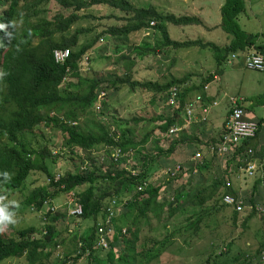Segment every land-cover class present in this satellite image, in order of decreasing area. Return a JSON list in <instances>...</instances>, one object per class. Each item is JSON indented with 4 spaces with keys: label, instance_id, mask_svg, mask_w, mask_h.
<instances>
[{
    "label": "trees",
    "instance_id": "1",
    "mask_svg": "<svg viewBox=\"0 0 264 264\" xmlns=\"http://www.w3.org/2000/svg\"><path fill=\"white\" fill-rule=\"evenodd\" d=\"M52 1L61 10L49 18L47 8ZM99 4L116 8L123 13L121 20L125 24L114 25L104 31V35L114 36L119 42H128L129 35L148 28L150 21L156 20V28L163 34L164 46L179 48L204 45L200 41L171 40L162 24L199 25L202 24L199 17L177 16L171 12L159 11L153 5L136 6L128 0H0V135L7 141L6 144H0V173L9 174L8 179L0 175V197L4 198V189L20 188L30 173L36 170L43 173L48 185L35 187L21 201L27 209L42 215L39 231L36 227L29 226L16 230V235L11 237L4 234L0 227V264H45L43 260L49 256L47 248L58 244L59 232L53 223L62 218V214L50 211V206L53 205L51 198L56 192L70 195V207H81V215L70 216L92 222L88 232L76 238V254L73 257V261L86 257L89 264L91 261L94 264H149L159 258L175 238H183L185 243L186 237H191L198 229L208 226L205 219L226 208H231L232 225L240 221L244 226L255 215L264 220V214L257 210V207L264 208L260 205L261 197L253 191L256 185L264 183V145L256 148L258 136L264 129V118L254 119L248 115L243 102L241 106L247 113V118L257 121L258 130L253 138L245 139L239 145L229 146L228 151L222 154L225 165L223 171L217 167L211 170L213 161L209 159L199 165L193 162L195 165H188V169L181 161L176 162L178 169L166 174L163 173L165 168H160L162 161L173 159L175 162L178 157L186 156L183 150L188 151V144L196 145L197 150L201 151L206 146L216 148L220 145L223 124L219 137H207L208 141L200 139L196 131L186 132L187 129L167 135L169 128L182 123L179 112L183 103L192 94L202 90V86L208 79H212V75L200 80L197 85L181 90L180 107L173 110L166 107L164 113L153 116L150 120L156 124L138 140L128 132L108 131L105 127L106 120L100 121L94 116L95 113H101L106 94L100 108L94 111L92 105L99 92L104 90L98 87V80L80 73V61L98 43L97 38L93 37L89 42L79 44L80 33L90 29H75L69 36L64 33L87 16L89 7ZM218 11V27L228 36L229 42L222 47L208 43L207 46L214 52L216 68L221 71L227 56L232 53L252 51L264 59V43L254 40L257 34L248 32L239 22V17L247 11L246 0H222ZM56 48L69 49V57L65 63L58 64L54 61L53 51ZM134 60L133 56L126 59V78L114 79L111 84L124 85L130 90L140 87L153 91L158 94L154 101L160 98L164 104L168 89H180L179 86H182L184 79L166 83L131 80L127 73ZM66 79L69 83L65 86L63 82ZM72 85L74 89H71ZM255 103L264 107V92L252 99V104ZM80 119H83L84 124L79 123ZM47 128L60 133L61 143L58 146L60 148L56 149L57 154L75 160L73 169L57 172L60 176L56 181L53 178L54 172H50L47 164V160L52 163L56 159V156L50 159L54 149L45 142ZM27 134L33 135L32 145L24 139ZM35 137L38 147H33ZM98 146L103 152L101 158L90 151ZM247 147L252 148L250 155L246 153ZM116 148L120 150V154L117 159H113L107 152ZM82 150L87 153L80 154ZM194 153L200 154L199 151L191 152ZM35 155L40 157L39 161L34 160ZM255 159L259 161L252 175L248 176L237 170L248 160ZM85 161L88 164L82 168ZM234 162L235 177L254 178L253 192L245 202L233 186L230 175H227L230 174L227 167ZM198 169L200 172L205 170L212 173L205 179ZM157 172L164 177L155 184L150 178ZM140 185L143 187L138 190ZM49 188L54 191L50 192ZM226 195L233 197L235 204L225 203L223 197ZM111 200L120 204L124 200L125 203L118 210L120 223L116 224V217L112 220L114 232L107 238V248H101L96 245L97 227L109 211ZM4 202L8 201L5 198L0 201ZM14 203L16 202L9 204L11 211ZM236 203L240 204V211L235 209ZM178 213H183L184 218L173 229L166 231L162 238L156 239L144 233L150 230L152 221L165 222L168 228L169 221ZM238 213L246 216L238 219ZM6 227L12 228L11 224ZM122 230L125 232L122 233ZM231 245L230 241L223 247L226 253L231 250ZM248 253L237 250L226 263L238 264L240 260L244 264H264V240L252 256ZM221 254L222 251L219 255ZM213 256V260L206 259V263L216 264L218 256ZM70 259L71 257L64 258L59 264H70Z\"/></svg>",
    "mask_w": 264,
    "mask_h": 264
},
{
    "label": "rangeland",
    "instance_id": "2",
    "mask_svg": "<svg viewBox=\"0 0 264 264\" xmlns=\"http://www.w3.org/2000/svg\"><path fill=\"white\" fill-rule=\"evenodd\" d=\"M86 1L88 2L89 0ZM128 1L136 6L153 5L159 11L171 12L177 16L192 15L199 17L202 21V24L199 25L176 26L171 23L162 24L166 28V32L171 40L179 42L200 41L204 45L195 44L179 48L164 46L163 34L160 29L156 28L158 23L156 20H154L155 24L153 26L149 25L148 28L146 27L140 32L132 33L129 35L128 42L122 43L116 40L114 36L109 37L104 35V31L111 26L125 24V21L121 20L123 13L116 8L100 4L89 7L86 12L87 16L74 23L64 35L69 36L75 29H90L89 31L80 33L79 44L87 43L93 37L97 38L98 43L89 52V64L86 68L83 67L80 69V73L85 77L98 80V87H101L105 91V105H103L101 113H95L94 116L100 121L106 120L105 127L108 131L120 130L125 133L128 132L129 135H132L133 138L138 140L156 124L151 122L152 120L150 119L167 110V106L160 98L154 101L158 94H155L153 91L141 89L140 87L130 90L129 87L124 85L111 84L114 79L126 78V72H124L125 63H127L126 59L131 56L135 60L127 73V77L139 82L151 81L158 83H166L170 80L182 81L184 79L181 84L182 86H179L180 89L178 88L179 92L186 87L194 84L197 85L200 80L205 79L214 72L212 80L208 79V81H213V87H220V96L214 99L219 104L214 108H210L206 120L195 122L193 125L185 128L188 133L191 130L196 131L197 134L199 133L198 137L204 139V141H208L207 137H219L222 131V122H224L225 113L227 114L226 109L229 107L228 96L241 99L244 108L248 110V115H264V107L262 105L258 103L252 104V99L264 92V71L247 69L243 64L244 59L241 56L229 61L231 55L229 54L226 65H223L222 71L218 74L219 69L215 65L214 52L207 46L208 43L220 44L219 42L221 40L223 44L229 42V39L227 41L225 39L228 36L218 27V10L222 0ZM246 2L248 10L239 17L240 25L248 32L257 34L254 40L264 43V0H246ZM60 10L61 8L52 1L47 8V16L52 18ZM232 61H234L233 64H231ZM68 83L67 79L63 82L65 86ZM207 84L210 89L209 83ZM216 89H214V92L217 93L218 90ZM179 116L182 118V111L179 112ZM136 119H140V121H136ZM79 123L84 124L83 119H80ZM45 131V142H48L49 146L54 149L50 159L56 156L55 161L52 163H50V160H47L50 172L60 171L63 173L66 170L73 169V162L75 160L72 161L66 155H63V157L59 156L56 152V149L60 148L58 146L61 143L59 131H51L49 128ZM32 136V134H27L24 137L26 142H30L31 145ZM35 140L36 142L33 143V147H38L37 137H35ZM6 143L7 141L4 136L0 135V144ZM257 144L258 146L256 148L264 145V129L258 136ZM90 151L92 152L91 154L100 156V158L102 157L103 152L99 149V146L95 150ZM195 151L200 152L199 158L195 159V153L191 154V152ZM183 152H185L186 156L183 158L178 157L175 162L173 159L162 161L160 168L163 167L166 170L173 171L176 168V162L181 161L184 167L188 169V165H195V163L199 165L201 162L209 159L213 161L211 170H214L216 167L221 171L225 169L223 168L225 167L223 156H213L211 154V147L209 148V146H206L205 150L203 148L201 151L199 149L197 150L196 145L188 144V151L184 149ZM86 153V151L82 150L80 154L85 155ZM107 153L110 154L111 151ZM65 154H67V151ZM33 158L35 161L40 160L38 155H35ZM258 161V159L254 160L256 165ZM85 164H88V161ZM235 164L234 162L229 168L227 167V171L230 173L227 175H230V179L234 183L233 186L238 190L239 196L245 202L251 196L254 178L247 179L238 175L235 177L233 173L235 171ZM243 167L240 166L237 170L241 173ZM211 173L205 170L200 172L205 179ZM163 177V174L160 175L157 172L151 176L150 180L157 184ZM45 179L46 177L43 173L36 170L30 173L20 188L3 190L4 198L10 202L9 204L16 202L13 207L16 222L11 224L12 228L2 227L1 230L4 234L12 237L16 235V230L29 226L36 227L37 231L40 230L38 226L42 215L27 209L21 201L35 187L48 186ZM49 191L52 192L54 190L49 188ZM253 191H256V194L261 197L260 205L264 206V183L256 185ZM51 199L53 205L57 207L55 213L62 214V218L53 223L59 232V237L57 238L58 244L55 246L49 245L47 248L49 256L43 262L45 264H59L64 258L71 257L70 264H89L86 257H80L75 261H73V257L76 254L74 250L76 238L84 232L87 233L92 222L69 215L68 206L71 200L70 195L56 192ZM230 211L231 208H226L223 211L212 214L210 218L205 219V222H207L206 225L208 226H203L193 236L186 237L185 243H183V238H175L170 247L159 258L149 264H208L206 263V259L212 261L214 258L213 255L218 256L215 260L216 264H222V262H225L224 264H231L226 263V261L237 250L249 252L248 254L252 256L253 252L261 246L264 240V220L259 215H255L244 226L241 225L240 221L236 225H232ZM184 216L183 213L176 214L169 221L168 228L165 222L152 221L150 230L144 231V233L156 239L162 238L164 233L173 229V226L178 221H181ZM243 216L246 215H240L238 213V219H241ZM115 219L116 224H119L121 220L120 213L116 214ZM36 234L38 235L39 232ZM112 234L113 232L110 233V235ZM230 241L233 245H231L232 247L229 253H226L223 247H225V244H229ZM221 251L222 254L219 255ZM253 262L256 263L254 260ZM90 264H94L93 261ZM238 264L244 263L239 260Z\"/></svg>",
    "mask_w": 264,
    "mask_h": 264
},
{
    "label": "built area",
    "instance_id": "3",
    "mask_svg": "<svg viewBox=\"0 0 264 264\" xmlns=\"http://www.w3.org/2000/svg\"><path fill=\"white\" fill-rule=\"evenodd\" d=\"M155 24L154 21H150L149 25L153 26ZM239 56L243 57V64L247 69H254L258 71H262L264 69V59L261 55L255 54L252 51L247 53H232L230 55L231 59H237ZM69 57V49L67 48H56L53 51V58L54 61L58 64H63L66 62V60ZM89 64V53H86L82 56L80 61V69L83 67H87ZM208 90V84L203 85V92ZM105 92L100 91L97 95L96 101L92 105V109L96 111L101 106V101L104 97ZM167 100L165 102V105L167 107H170L173 109H178L180 107L179 105V96L180 93L178 91L177 87H171L167 91ZM101 97V98H100ZM101 99V100H100ZM229 101V107H228V114L225 117V121L223 123V134H222V140L219 146L216 148L211 147V154L216 155L217 157L222 156V154L226 153L229 149V146L231 145H239L242 141L245 139L253 138L258 130V124L257 121L253 119H248L245 117L244 109L241 106V99H238L234 96H228ZM218 105V101L214 100L209 105H205L203 103V96L202 94H197L193 98L185 101L181 107L182 111V123L181 124H175L171 128H169L167 135H174L178 133L179 131L187 128L188 126L192 125L195 122L198 121H204L206 120L209 110L212 107H215ZM246 153L249 155L252 153V148L247 147ZM120 154L119 149H113L111 150L110 157L113 159H117ZM200 154L195 153L194 158H199ZM86 162V161H85ZM85 162L82 164V168L86 167ZM178 165L173 170L178 169ZM256 169V164L254 161L248 160L244 167L241 169V172H244L245 175H252L254 170ZM168 172H171L170 170H164L163 173L166 174ZM53 178L56 181L60 174L57 172L53 173ZM50 179L48 178V181ZM145 185V183H144ZM143 185H140L138 187V190L142 189ZM223 201L227 204H235V201L233 197L231 196H224ZM125 201H122V204L118 203L116 200H111L109 203V211H107L105 218L102 223H100L97 227V241L96 245L101 248H107V238L110 236L111 232H114L113 230V224L112 220L116 217V214L118 213V210L121 205H123ZM70 204V203H69ZM118 204V207H117ZM56 205L50 206V211L54 212L56 209ZM115 209V211H114ZM235 209L237 211L241 210L240 204L236 203ZM69 215L72 216H79L81 215V207L79 205H75L74 207H68ZM257 210L261 211L264 214V208L257 207ZM125 230H122V233H124Z\"/></svg>",
    "mask_w": 264,
    "mask_h": 264
},
{
    "label": "clouds",
    "instance_id": "4",
    "mask_svg": "<svg viewBox=\"0 0 264 264\" xmlns=\"http://www.w3.org/2000/svg\"><path fill=\"white\" fill-rule=\"evenodd\" d=\"M212 76H213V73H212ZM205 84H207V83H205ZM200 93L203 96V103H205L204 102L205 97L203 95V86H202V90L197 92L191 98H193L194 96H196L197 94H200ZM191 98H189V99H191ZM212 101H214V99ZM211 102H209L208 104H205V105H209ZM218 104H219V102H218ZM212 108H214V107H212ZM227 111H228V109H227ZM244 112H245V110H244ZM0 175L4 176L5 179L9 178V174L7 172L0 173ZM2 200H4V198L0 197V201H2ZM14 216H15V214H14L13 211L10 210L8 202L0 203V227H6V226H8L10 224H14L16 222Z\"/></svg>",
    "mask_w": 264,
    "mask_h": 264
},
{
    "label": "crops",
    "instance_id": "5",
    "mask_svg": "<svg viewBox=\"0 0 264 264\" xmlns=\"http://www.w3.org/2000/svg\"><path fill=\"white\" fill-rule=\"evenodd\" d=\"M248 10V9H247ZM247 12V11H246ZM245 12V13H246ZM220 36H221V32H220ZM225 37V36H224ZM221 39H222V37H221ZM225 39H226V41L229 39V38H227V37H225ZM257 42H260V41H257ZM220 44H218V43H215L216 45H218V46H220V47H222V46H225L226 44L224 43H222V40L219 42ZM229 57V55L227 56V58ZM240 57V56H239ZM226 58V59H227ZM243 58V57H242ZM234 63V61H232L231 62V64H233ZM224 65H226V63H224ZM228 65H230V64H228ZM223 67V66H222ZM221 67V68H222ZM222 71V70H221ZM221 71H218V74L221 72ZM214 73V72H213ZM216 74V73H215ZM213 78V77H212ZM212 80V79H211ZM213 81H207V83H209V86H210V89L208 88V90L207 91H205V92H203V95H204V97H205V99H204V104H208L209 102H211L213 99H217V97L218 96H220V92H221V90H220V87L218 86V87H213V83H212ZM211 84V85H210ZM217 88V89H216ZM219 88V89H218ZM214 89H216V90H218V92L216 93V92H214ZM200 91V90H199ZM196 94V93H195ZM195 94H192L190 97H192L193 95H195ZM226 112H227V109H226ZM225 116H226V113H225ZM245 116H246V118H247V113L245 112ZM253 118H256V119H258V118H264V115L263 116H257V115H255V116H252ZM254 120V119H253ZM222 124H223V122H222ZM204 134H206V133H204Z\"/></svg>",
    "mask_w": 264,
    "mask_h": 264
}]
</instances>
